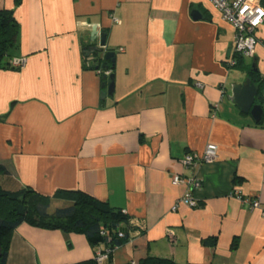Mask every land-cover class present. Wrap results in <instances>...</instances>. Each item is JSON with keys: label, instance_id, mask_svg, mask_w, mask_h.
<instances>
[{"label": "crops", "instance_id": "obj_1", "mask_svg": "<svg viewBox=\"0 0 264 264\" xmlns=\"http://www.w3.org/2000/svg\"><path fill=\"white\" fill-rule=\"evenodd\" d=\"M0 9L20 26L10 67L0 70L4 189L50 196V212L73 201L63 191H81L142 219L145 228L101 264L148 256L264 264V215L244 202L264 208V114L256 123L229 99L248 77L264 97V24L255 57L230 67L234 29L208 0H0ZM93 26L107 33L113 69L103 68L104 55L84 54ZM14 57H26L24 66L14 68ZM107 71L115 88L102 98ZM208 144L216 160L185 167L183 157ZM194 174L203 182L192 191L198 205L177 203L190 189L173 177ZM105 247L24 222L7 264H76Z\"/></svg>", "mask_w": 264, "mask_h": 264}, {"label": "trees", "instance_id": "obj_2", "mask_svg": "<svg viewBox=\"0 0 264 264\" xmlns=\"http://www.w3.org/2000/svg\"><path fill=\"white\" fill-rule=\"evenodd\" d=\"M22 0H15L19 5ZM19 22L12 10L0 9V70L9 68L13 50L19 46ZM242 57H237V65ZM107 69H113L114 62L105 60ZM99 68V66L97 67ZM252 74L254 72L250 70ZM106 80V78H105ZM9 170L0 164V177ZM72 198L68 206L49 211L51 197L43 195L32 188L8 191L0 184V264H7L11 236L15 229L24 222L45 229H61L65 232L84 234L91 245L105 244L106 249L120 246L132 237L131 216L122 209L112 207L81 191H63ZM122 233V235H121ZM76 264H99L93 260ZM139 264H177L170 258L148 256Z\"/></svg>", "mask_w": 264, "mask_h": 264}, {"label": "built area", "instance_id": "obj_3", "mask_svg": "<svg viewBox=\"0 0 264 264\" xmlns=\"http://www.w3.org/2000/svg\"><path fill=\"white\" fill-rule=\"evenodd\" d=\"M213 7L218 9L222 18L229 22L234 29V42L233 51L231 57L228 59L230 67L237 65V57L242 58H253L257 52V46L259 39L256 35L257 29L264 24V6L261 0H208ZM116 22H120L115 18ZM26 62V57H14L11 60V65L14 68H21ZM111 72H105V75H110ZM200 88L203 87L201 83L198 84ZM218 155V147L215 144H208L202 155L186 154L182 162L187 168L194 169L201 163L213 162L216 160ZM174 184H187L190 191L184 194L177 203H184L189 206L198 205L197 201L192 195V191L202 187V180L197 175L192 176H179L173 177ZM244 202L248 203L251 208L261 209L264 215V208L259 199L249 200L245 199ZM178 204L174 205L172 210H177ZM128 214L127 211L123 210ZM130 226L141 231L145 228L142 219L131 216ZM122 235V233H121ZM166 237L169 242H175V234L172 230H167ZM115 249V248H114ZM113 249V251H114ZM111 249L99 250L96 253L95 259L99 264L103 263L108 259Z\"/></svg>", "mask_w": 264, "mask_h": 264}, {"label": "water", "instance_id": "obj_4", "mask_svg": "<svg viewBox=\"0 0 264 264\" xmlns=\"http://www.w3.org/2000/svg\"><path fill=\"white\" fill-rule=\"evenodd\" d=\"M195 18H199L200 15L197 12H193ZM107 33L103 32L99 34L97 26L92 27L91 43L84 48V54L86 57H93L96 54L104 55L105 60H111L115 62L116 53L111 50H106ZM103 68L107 69V65L103 64ZM104 87L106 84L104 83ZM260 84L254 82L250 77L246 79L244 83H236L232 85L231 95L229 99L235 101L244 113H250L255 119L256 123H259L264 114V108L260 101L264 99L260 94ZM115 80L114 73L110 74L107 82V89L103 91L102 98L111 96L114 92ZM1 251V248H0Z\"/></svg>", "mask_w": 264, "mask_h": 264}]
</instances>
